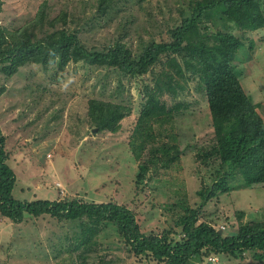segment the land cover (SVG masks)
Segmentation results:
<instances>
[{
	"label": "rangeland",
	"instance_id": "1",
	"mask_svg": "<svg viewBox=\"0 0 264 264\" xmlns=\"http://www.w3.org/2000/svg\"><path fill=\"white\" fill-rule=\"evenodd\" d=\"M193 1L127 0L102 16L93 0H3L0 23L16 33L44 16V28L35 37L41 39L52 31L50 23L63 17L88 48L105 50L119 42L137 58L150 41H172V31L189 15ZM258 1L264 12V0ZM210 16L207 26L212 30L228 29L222 12ZM64 24L58 20L56 27ZM230 28L238 31L232 24ZM245 35L253 48L238 54L235 70L264 122V30ZM183 74L184 79L173 72L166 56L137 78L86 62L64 69L57 62L30 65L13 76L0 66V127L17 178L15 198L117 203L136 213L143 233L165 234L173 244L185 237L180 219L192 211L198 212L197 225L209 223L224 235L263 222L264 184H246L240 171L226 177L227 191L214 193L201 206V194L212 193L229 170L221 154L204 157L218 143L213 117L200 74L185 69ZM168 75L184 90L176 95L166 90L172 82ZM161 81L166 84L162 93ZM156 96L167 113L151 119L143 133L148 142L138 158L129 144L131 134L148 100ZM96 100L128 109L118 132L94 125L89 107ZM167 151L179 159L170 168L152 165L141 183L139 165L151 153ZM0 264L167 263L152 255L135 256L114 224L27 216L19 224L0 218ZM189 264H264V254L233 260L205 250Z\"/></svg>",
	"mask_w": 264,
	"mask_h": 264
},
{
	"label": "trees",
	"instance_id": "2",
	"mask_svg": "<svg viewBox=\"0 0 264 264\" xmlns=\"http://www.w3.org/2000/svg\"><path fill=\"white\" fill-rule=\"evenodd\" d=\"M93 1L97 4L98 14L105 16L117 4L127 0ZM136 1L144 3L147 0ZM191 6L189 15L182 18L181 25L172 31V41H150L137 58L132 56L125 44L119 42L105 50L88 48L80 40L78 31L67 27L63 17L54 19L50 23L52 31L46 30L41 39L35 37L39 36L37 30L44 28V16L33 19L29 28L24 27L16 33L8 32L0 23V66H3L7 76H13L30 65L47 67L57 62L59 68L64 69L69 63L86 62L93 66L111 67L123 75L137 78L151 72L160 58L166 56L173 72L179 77L185 78L184 69L199 73L204 83V87L200 86L204 88L218 139L212 152L205 153L204 157L221 154L229 170L228 175L214 185L212 193L201 194L203 206L214 193L227 191L226 177L238 171L242 172L246 184H264V122L257 111L258 105L244 91L235 70L238 54L253 48V42H247L245 34L264 30V12L258 0H196ZM2 10L3 0H0V14ZM219 11L228 29L214 31L207 26V22L212 12ZM58 20L65 22L63 27H56ZM231 24L238 29L237 32H232ZM171 76L168 75V78L172 81ZM164 86L166 84L161 81L158 87L161 93ZM166 90L176 95L184 87L173 80ZM165 113L166 107L161 105L157 96L148 100L129 141L138 158H142L145 143L148 142L144 130L152 118H159ZM128 115V109L121 105L98 100L90 102L89 116L100 131L118 132ZM162 151L165 152V149ZM151 155L139 165L138 180L141 183L152 165L160 163L164 168H170L179 159L177 154L170 156L169 151L160 156L155 152ZM9 160L0 127V218L7 222L19 224L27 216L108 222L117 226L135 256L152 255L167 264H189L192 259L201 257L205 250L233 260L246 259L249 253L255 259L257 255L264 254V221L241 225L236 233L224 235L209 223L197 225L198 212L192 211L180 219L185 237L173 244L165 234L143 233L136 213L117 203L19 200L14 196L17 178L8 164Z\"/></svg>",
	"mask_w": 264,
	"mask_h": 264
}]
</instances>
